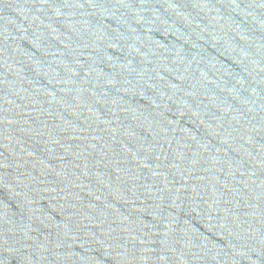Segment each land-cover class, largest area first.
I'll return each mask as SVG.
<instances>
[{
	"label": "water",
	"instance_id": "95a60500",
	"mask_svg": "<svg viewBox=\"0 0 264 264\" xmlns=\"http://www.w3.org/2000/svg\"><path fill=\"white\" fill-rule=\"evenodd\" d=\"M0 264H264V0H0Z\"/></svg>",
	"mask_w": 264,
	"mask_h": 264
}]
</instances>
